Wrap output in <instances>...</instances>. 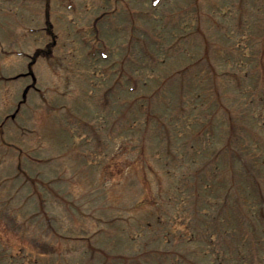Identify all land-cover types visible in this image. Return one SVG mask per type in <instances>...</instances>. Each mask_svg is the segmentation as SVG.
<instances>
[{"label": "rangeland", "instance_id": "1", "mask_svg": "<svg viewBox=\"0 0 264 264\" xmlns=\"http://www.w3.org/2000/svg\"><path fill=\"white\" fill-rule=\"evenodd\" d=\"M28 1L18 7V0H0V264H203V232L226 228L237 229L227 244L243 243L258 253L264 246V216L259 219L245 201H235L248 192L257 195L258 186L264 215V0L245 5L239 0H160L158 5L129 0L134 24L151 33L147 54L159 59L149 68L140 45L122 48L128 65L122 70L123 88L107 80L99 52L92 54L91 45H83L74 33L76 26H84L90 42L97 45L107 36L111 44L113 29H118V44L127 47L125 0H68L76 12L64 0H50L58 38L53 55L45 51L53 39L44 27L46 0ZM239 13L244 29L236 28ZM196 24L212 44L203 52L192 45L186 49L198 52L193 55L198 59L203 54L205 63L192 65L198 76L189 79L184 96L176 80L159 92L161 82L152 81L153 74L168 75L194 60L182 56L170 62L176 55L168 45L183 32L181 27ZM37 48L43 52L31 66ZM213 60L226 92L228 111L223 113L215 106L214 85L205 69ZM35 86L40 92H33ZM213 112L218 115L211 125ZM150 118L169 121L161 129L174 141L170 146L157 130L154 137L142 127ZM234 125L240 132L238 141L230 143L227 134ZM227 139L228 148L243 159L212 155ZM166 149L171 150L166 154ZM235 165L244 174L236 176ZM21 168L25 175L19 174ZM27 173L53 186L40 185L45 189L41 211L39 200L29 195L33 188L24 181ZM92 205L102 209H89ZM195 209H201L200 216ZM220 212L227 222L216 230L219 221L213 216ZM101 215L105 223L114 216L120 221L99 224L96 216ZM103 224L107 235L93 240L105 247L101 252L83 237ZM169 231L173 244L167 253V244L157 236L154 240L153 233ZM258 234L261 242L255 239Z\"/></svg>", "mask_w": 264, "mask_h": 264}, {"label": "trees", "instance_id": "2", "mask_svg": "<svg viewBox=\"0 0 264 264\" xmlns=\"http://www.w3.org/2000/svg\"><path fill=\"white\" fill-rule=\"evenodd\" d=\"M213 240H215L216 242V239L214 237H213ZM215 242L213 241L212 243L213 246H215ZM245 251L246 250L242 245L239 246L238 249H236L235 246L234 247L223 246L221 248H214L212 250V252L214 253V256L219 261V264L224 263L225 260L232 259L233 255H236L237 252H238V256L240 257V260L234 259L233 264H249V258L248 256H246Z\"/></svg>", "mask_w": 264, "mask_h": 264}]
</instances>
